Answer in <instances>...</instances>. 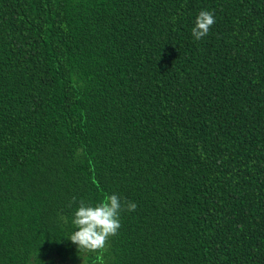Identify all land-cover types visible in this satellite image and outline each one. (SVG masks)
Listing matches in <instances>:
<instances>
[{
  "label": "trees",
  "instance_id": "trees-1",
  "mask_svg": "<svg viewBox=\"0 0 264 264\" xmlns=\"http://www.w3.org/2000/svg\"><path fill=\"white\" fill-rule=\"evenodd\" d=\"M0 264H264V0H0Z\"/></svg>",
  "mask_w": 264,
  "mask_h": 264
},
{
  "label": "clouds",
  "instance_id": "clouds-1",
  "mask_svg": "<svg viewBox=\"0 0 264 264\" xmlns=\"http://www.w3.org/2000/svg\"><path fill=\"white\" fill-rule=\"evenodd\" d=\"M215 23V10H201L191 29L193 38L199 41L207 37ZM77 203L78 207L72 219L75 231L68 239L78 247L79 253H96L98 258H102L111 238L119 234L122 227L121 213L135 212L138 207L135 202L126 198L121 200L117 194H105L96 204L83 199L77 202V198L73 196L68 207L71 208Z\"/></svg>",
  "mask_w": 264,
  "mask_h": 264
}]
</instances>
